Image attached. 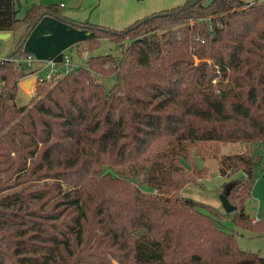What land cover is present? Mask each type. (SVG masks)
Instances as JSON below:
<instances>
[{
  "label": "trees",
  "instance_id": "1",
  "mask_svg": "<svg viewBox=\"0 0 264 264\" xmlns=\"http://www.w3.org/2000/svg\"><path fill=\"white\" fill-rule=\"evenodd\" d=\"M20 1L0 0V31L24 28L12 56H26L45 15L88 29L84 50L105 37L120 53L37 81L28 105L27 65L0 62V264H264L216 225L219 210L179 195L203 171L182 165L191 144L243 143L219 171L241 172L223 187L243 226L259 223L244 202L253 146L264 144V2L185 0L117 30L64 18L62 4L32 3L18 17Z\"/></svg>",
  "mask_w": 264,
  "mask_h": 264
},
{
  "label": "rangeland",
  "instance_id": "2",
  "mask_svg": "<svg viewBox=\"0 0 264 264\" xmlns=\"http://www.w3.org/2000/svg\"><path fill=\"white\" fill-rule=\"evenodd\" d=\"M131 1L137 3V7L150 8L151 10L148 14L170 9L171 7L185 2V0H180L174 4L171 2L173 0H21L17 5V14L18 17H23L27 8L32 3H41L43 5H61L62 3L59 9L64 18L81 22L90 21L120 30L130 23L122 24V20L118 18L117 22H115L116 24H111L109 22V19H111L110 13L113 8L121 7L120 5L122 4H126L129 7L133 6L135 3L132 4ZM248 1L250 2L249 5L264 2V0ZM23 32L24 28H19L11 33L9 37L0 39L1 59L10 57L12 52L16 49L18 40ZM89 32L90 31L86 28L73 26L55 16L45 15L30 32L27 40L22 46V50L26 54H31L34 59L38 61L29 63L32 69L38 65H44V62H40L63 52L71 57L73 66H82L84 68H88L87 60L91 56L106 54L118 55L120 53L118 47L105 37H102L98 45L92 50H84L83 39ZM35 48H38L45 56L41 57L36 54L34 52ZM19 54L16 56L11 55L10 59H18L21 63L26 64L21 61ZM193 59L195 63L199 62L196 57ZM207 62L213 65L211 59H207ZM37 75H40V73ZM34 76L35 75H29L19 82V98L22 104L28 105L31 99H38ZM30 78L34 80L32 84L28 86L21 85V82ZM100 82L103 84L104 90L108 92L115 84L116 79L114 75H107L102 76ZM215 82L219 83L221 81L218 77H214L213 83ZM225 82L226 80H224L223 83ZM189 149L190 153L188 157L182 159V165L187 170L192 171V169L196 168L203 171L194 170V175L189 172L190 175L194 176V180L188 182L179 192V195L183 198H189L208 204L210 207L219 210L221 216L216 218V225L227 232H231L239 248L247 252L257 253L261 257H264V144L259 143L253 146L254 181L250 194L244 202L245 211L249 218L255 219V221L252 220L254 222L257 220L259 222L258 225L252 228L244 227L241 220H238L236 217L235 211L226 213L219 200L220 193L225 189V187H223L224 183L233 177L241 176V172H237L229 178L222 176L219 171V157L223 154L244 151L246 145L243 143L206 141L191 144ZM132 182L143 190H151L145 185H140L136 179H132ZM94 226V223H91L89 229H92Z\"/></svg>",
  "mask_w": 264,
  "mask_h": 264
},
{
  "label": "built area",
  "instance_id": "3",
  "mask_svg": "<svg viewBox=\"0 0 264 264\" xmlns=\"http://www.w3.org/2000/svg\"><path fill=\"white\" fill-rule=\"evenodd\" d=\"M8 59L9 58L7 59L0 58V62L4 60H8ZM15 61H17V59ZM21 61L26 63L27 68H28V73L26 74L25 77L27 78L29 75L31 76L35 75L34 76L35 83L41 80L49 81L51 79L60 78L69 72V69L72 65L71 58L67 54L63 55L61 61H57L56 59L52 57L45 61L40 62V63L44 62V65L42 66L38 65L39 67L36 66L33 69L31 68V66H29V63L36 62V60L31 54H26V56L23 59H21ZM38 73H40V75H37Z\"/></svg>",
  "mask_w": 264,
  "mask_h": 264
},
{
  "label": "crops",
  "instance_id": "4",
  "mask_svg": "<svg viewBox=\"0 0 264 264\" xmlns=\"http://www.w3.org/2000/svg\"><path fill=\"white\" fill-rule=\"evenodd\" d=\"M180 0H173L171 2H173L174 4L176 2H179ZM132 4H134V1H131ZM62 4V3H61ZM137 3H135L133 6L129 7L126 4H122L120 5L121 7H115L112 9V12L110 13L111 15V19H109L111 24H116L115 22H117V19L119 18L120 20H122V24H126V23H130L134 22L137 19H140L144 16H146L148 14V12L151 10L150 8H144V7H137ZM120 24V25H122ZM91 32H89V34L86 36H90ZM11 35V32H10ZM36 54H38L41 57H44L45 55H43V53L41 51H39L38 48H35L34 51ZM52 58V57H51ZM38 62V61H36ZM255 221V219H252Z\"/></svg>",
  "mask_w": 264,
  "mask_h": 264
},
{
  "label": "water",
  "instance_id": "5",
  "mask_svg": "<svg viewBox=\"0 0 264 264\" xmlns=\"http://www.w3.org/2000/svg\"><path fill=\"white\" fill-rule=\"evenodd\" d=\"M9 36H10V32L0 31V39L7 38ZM95 78H99V76L95 75ZM32 81H34L33 78H30L28 80L21 82V85L28 86V85L32 84ZM222 96H224L223 92H222ZM231 189H232V184H228L225 187V189L219 195V200H220L221 206L226 213L232 212L236 209V206L233 205L228 199V195H229Z\"/></svg>",
  "mask_w": 264,
  "mask_h": 264
}]
</instances>
